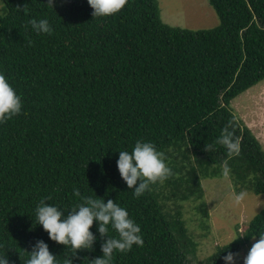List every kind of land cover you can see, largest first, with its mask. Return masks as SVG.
I'll use <instances>...</instances> for the list:
<instances>
[{"label":"trees","instance_id":"trees-1","mask_svg":"<svg viewBox=\"0 0 264 264\" xmlns=\"http://www.w3.org/2000/svg\"><path fill=\"white\" fill-rule=\"evenodd\" d=\"M208 1L220 25L194 31L165 24L158 0H130L107 18H93L87 0H0V70L23 100V113L0 125V251L11 264H23L37 240L73 264L102 255L107 236L77 254L51 241L35 222L44 197L69 208L78 189L126 207L144 246L115 253L113 264H191L197 237L168 203L198 204L209 233L202 181L223 178L225 161L236 192L264 194L263 145L230 108L264 81V0ZM32 18H48L54 33L36 35ZM229 123L240 154L229 158L219 144L206 151ZM137 139L164 151L174 173L140 198L116 163ZM90 230L99 237L95 221ZM261 231L264 210L213 264Z\"/></svg>","mask_w":264,"mask_h":264},{"label":"clouds","instance_id":"clouds-1","mask_svg":"<svg viewBox=\"0 0 264 264\" xmlns=\"http://www.w3.org/2000/svg\"><path fill=\"white\" fill-rule=\"evenodd\" d=\"M87 3L93 10V18H107L115 16L129 6L130 0H87ZM48 4L52 6L53 0H48ZM28 25L36 35L51 36L55 31L48 18H32L28 21ZM28 43L31 45L32 41L29 40ZM22 113V96L10 82L8 75L0 70V125ZM216 144L226 150L229 158L240 154V140L235 135L231 123L221 129L214 143L206 144L205 150L211 153L215 150ZM116 163L120 177L136 198L150 192L152 185L163 183L174 175L172 168L169 167L166 153L159 150L155 143L144 139H137L131 151H119ZM222 175L224 177L230 175L227 161L224 162ZM74 191L79 197V202L69 208L49 203L48 201L52 199L50 196L41 198L35 207V222L42 226L51 241L64 245L72 254H77L78 250H93L94 243L107 236L108 238L101 244L102 255L88 260L89 264H113L115 253L126 254L134 246L141 248L144 246L141 225L130 216L126 207L112 199L105 200L91 195L81 196L78 189ZM231 196L233 203L239 205L246 200L249 193L241 190L233 192ZM62 209L67 210V215ZM248 219L251 224L255 216H250ZM94 221L99 237L90 230ZM110 230L114 231L115 235H110ZM239 236L242 235L235 236L231 242ZM258 236L259 239L252 244L243 258V264H264V231L258 232ZM6 250L0 251V264H11L10 259L5 255ZM26 252L29 255L23 264H73L68 256L63 261L58 259L44 240H37L31 251ZM210 254L213 257L218 255ZM238 256V253L227 251L222 259L224 264H237Z\"/></svg>","mask_w":264,"mask_h":264},{"label":"rangeland","instance_id":"rangeland-1","mask_svg":"<svg viewBox=\"0 0 264 264\" xmlns=\"http://www.w3.org/2000/svg\"><path fill=\"white\" fill-rule=\"evenodd\" d=\"M158 3L163 22L171 27L197 31L215 29L220 25L219 17L208 0H158ZM230 108L237 120L252 130L264 148V81L234 99ZM202 186L209 214V233L202 228L201 214L196 209L198 204L167 202L168 210L176 212L180 208L183 211L189 230L197 237L199 246L189 255L191 264H213L210 253L217 254L235 236L243 234L249 225L248 218L264 210V194L248 192L245 201L234 204L231 194L236 190L229 176L204 179ZM256 240L252 239L238 253L237 264H243V258Z\"/></svg>","mask_w":264,"mask_h":264}]
</instances>
